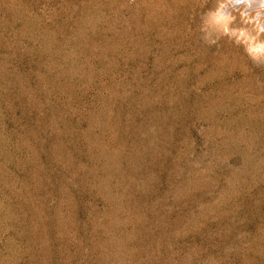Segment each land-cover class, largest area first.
<instances>
[{
    "label": "rangeland",
    "instance_id": "rangeland-1",
    "mask_svg": "<svg viewBox=\"0 0 264 264\" xmlns=\"http://www.w3.org/2000/svg\"><path fill=\"white\" fill-rule=\"evenodd\" d=\"M0 264H264V5L0 0Z\"/></svg>",
    "mask_w": 264,
    "mask_h": 264
},
{
    "label": "bare ground",
    "instance_id": "bare-ground-1",
    "mask_svg": "<svg viewBox=\"0 0 264 264\" xmlns=\"http://www.w3.org/2000/svg\"><path fill=\"white\" fill-rule=\"evenodd\" d=\"M261 5H264V0H258ZM251 8V7H250ZM230 12V11H229ZM228 13V12H227ZM227 15V14H226ZM221 18V17H220Z\"/></svg>",
    "mask_w": 264,
    "mask_h": 264
}]
</instances>
